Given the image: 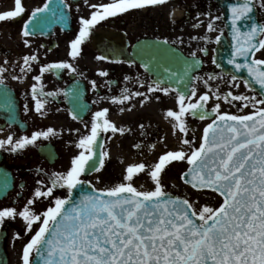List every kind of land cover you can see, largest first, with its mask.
Segmentation results:
<instances>
[{
  "label": "snow or ice",
  "instance_id": "1",
  "mask_svg": "<svg viewBox=\"0 0 264 264\" xmlns=\"http://www.w3.org/2000/svg\"><path fill=\"white\" fill-rule=\"evenodd\" d=\"M83 3L90 9V14H81L77 18L78 31L69 41L70 59L42 64L40 74L33 77L36 83L31 85V96L34 110L41 116L46 115L50 100L65 91H45L43 74L53 70L57 74L61 70L77 73L73 61L82 56L83 45L90 40L98 24L133 10L162 7L169 0H108L107 3L98 4L83 0ZM71 8L68 0H60L57 10L61 21H67L65 9ZM75 8L79 12L81 5L77 3ZM227 8L234 41L233 53L227 62L237 71L246 69L249 75L247 79L231 75L228 84L237 89L240 81L249 89L258 84L264 94V58L256 56L264 49V23H257L253 19L257 10H264V0H235ZM27 11L24 0H14L12 10L0 12V22L22 18ZM49 11H52L50 0L31 10L21 28L26 46L31 44L30 37L35 34L31 25L41 18V14ZM169 15L175 23V11L171 10ZM201 15L207 20L206 33L203 36H190L189 43L208 42L212 39L208 33L218 30L216 21L221 16L213 15L210 10L197 13L193 28L205 23L199 20ZM219 33L215 37L217 43L223 36V29H219ZM176 43L183 44V38H157L154 44L144 47L166 51L169 50L168 46ZM208 51L207 45L191 51L190 59L183 62L181 74L173 73L166 78L158 75L151 82L139 76H124L125 81L135 79L141 87H146V92L132 91L125 86L118 95L99 97L120 106L119 111L123 113L126 102L131 103L136 97H140L139 103L144 105L153 96L159 101L160 96L156 93L169 95L175 91L177 108L167 109L165 118L171 121L174 132L184 134L181 143L189 146L190 151L183 148L168 150L151 165L144 162L129 164L122 182L104 189H96L93 185V191L85 193L84 186L91 182L82 179L83 175L89 170L100 172L110 155L100 142L101 134L131 131L110 119V109L104 107L93 114L90 128L84 125L89 130L76 141L79 152L71 158L69 168L54 171L46 179H38V186L22 209L10 206L0 208V227L6 220L19 217L25 223V233H32L34 225L39 223L23 246L21 264H264V98L234 94L232 90L221 92L220 87L214 86L211 81L222 80L223 71L210 73L207 78L190 76L203 63L198 53L207 55ZM96 58L101 61L110 59L107 55ZM22 61L20 72L23 75L13 76V79H23L32 70L33 62L39 61V56L35 53L24 55ZM126 62L129 65L136 63L132 59ZM211 62L221 67L216 56H212ZM149 64L145 62L142 65L146 71H150ZM7 71L0 65V85H4V73ZM99 75L107 77L108 72L101 69ZM173 78L177 83L202 81L207 91L198 94L194 84L190 91L173 89L170 83ZM112 83L109 80L105 85ZM91 84L95 90L97 82L93 80ZM213 98L218 101L211 108L214 118L204 127L199 146L194 147V139L187 138L188 117L200 120L208 118V102ZM220 101H240L243 107L251 105L256 110L250 114H232L221 110ZM24 110L30 111L27 103ZM70 114L73 119L80 118L78 111L70 110ZM144 127V124L139 125L140 129ZM75 131L79 133L80 130ZM58 135L54 127L18 138L9 134L0 138V149L16 152L37 144L42 138L48 140ZM133 147L140 149L142 144L137 143ZM150 147L155 148L156 145ZM183 161L189 165L181 174L184 183L196 190L218 193L223 198L219 207L203 205L197 209L189 199L166 191L162 174L172 162ZM146 170L154 182L152 190L138 189L133 183L134 177ZM39 171L44 172L43 169ZM58 189H65L66 196H56ZM77 189L81 193L78 200L73 197ZM41 198L49 199L51 203L38 212L35 204ZM20 238V232H15L13 240ZM0 264L3 262L0 261Z\"/></svg>",
  "mask_w": 264,
  "mask_h": 264
},
{
  "label": "flooded vegetation",
  "instance_id": "2",
  "mask_svg": "<svg viewBox=\"0 0 264 264\" xmlns=\"http://www.w3.org/2000/svg\"><path fill=\"white\" fill-rule=\"evenodd\" d=\"M49 0H24L28 11L22 18L14 21L0 22V65L8 69L4 85H0V138L11 134L14 137L30 135L37 130H45L47 127H54L59 132L58 136L44 140L43 138L35 145L16 152H9L7 148L0 149V167L10 172L12 186L8 192L0 198V208L10 206L22 209L27 200L32 197L36 181L46 179L54 171H65L70 167L71 158L78 154L76 141L80 135L87 134L91 127L93 114L104 107L110 109L109 114L119 111L116 104L110 100H101L99 97L118 95L121 88L127 86L132 91L139 90L135 79L125 81L124 76L137 77L151 82L152 77L140 65L139 60L146 57L145 43L154 44L157 40L168 37L169 40H176L182 37L183 44H172V47L185 54L198 47L207 45V55L198 53L203 65H213L210 51L217 46L215 37L219 35V29H223L222 17L216 21L217 31L208 33L212 39L205 41H192V35L203 36L206 33V17L201 15L199 20L205 23L197 28L192 25L197 22V13L211 11L213 15L221 16L217 4L213 0H169V3L160 7H149L144 10H133L126 14L98 24L90 38L83 45L82 56L73 61L77 67V73L69 70H61L59 74L55 70L43 74L42 83L45 91H56L64 89L54 99H51L44 116L34 110V101L31 96V85L36 83L33 77L40 74V66L59 60H68L69 41L75 37L78 31L77 18L83 14L88 16L90 9L83 3V0H68L72 4L71 10L65 9L68 13L67 21L60 20V13L57 5L60 0H50L52 11L41 14L33 22L31 27L35 34L30 37L31 44L26 46L23 43L21 28L28 19L31 10L42 6ZM108 0H89L91 4L107 3ZM79 3L81 9L76 11L75 5ZM14 0H0V12L12 10ZM175 11V23L170 19V11ZM55 13V14H54ZM256 17L259 23H264V10H257ZM224 33V29H223ZM50 49V51H49ZM156 49V48H153ZM37 54L38 62H33L32 70L23 79H13V76H22L20 67L23 64L24 55ZM107 55L109 60L101 61L96 57ZM257 58H264V49L257 52ZM135 60L134 65L126 61ZM7 60V63L4 61ZM108 72L107 77L99 75V70ZM97 82L94 90L91 81ZM113 81L106 86V81ZM141 91V90H139ZM146 92V91H142ZM28 104L30 111L25 112L24 105ZM127 103L125 105H128ZM124 105V106H125ZM59 109V111H57ZM70 110L78 111L83 119H73ZM73 129V131H68ZM79 129V133L75 131ZM105 133L101 139L105 140ZM160 138V137H158ZM43 169L41 173L39 170ZM82 177V179H91ZM65 189H58L56 196H60ZM51 201L41 198L35 204L38 212L45 210ZM39 227L34 225L32 233H25L24 221L17 217L15 220H6L0 227V261L3 264H21L23 246ZM15 232H20L21 238L13 240Z\"/></svg>",
  "mask_w": 264,
  "mask_h": 264
},
{
  "label": "rangeland",
  "instance_id": "3",
  "mask_svg": "<svg viewBox=\"0 0 264 264\" xmlns=\"http://www.w3.org/2000/svg\"><path fill=\"white\" fill-rule=\"evenodd\" d=\"M210 73L220 72L214 67H204L200 77L207 78V75ZM230 78L223 75L222 80H213L211 83L214 86L218 85L221 92L232 90L234 94L254 95L242 81H240L238 89L233 88L228 84ZM194 85L197 88L198 94L207 91L202 81H195ZM138 88L141 91L146 89V87H141L139 84ZM156 95L160 96L159 101L153 96L150 101L141 105L138 101L141 98L136 97L131 101L132 103L129 106L125 107L126 110L123 113L109 114V118L117 123L118 126L129 128L131 131H126L123 134L105 133L104 149L110 155L106 160L105 167L92 177V182L96 188L104 189L122 182L125 169L129 164L144 162L147 165H151L165 151L178 150L180 148L190 151L189 146L181 143L184 134L178 131L174 132L171 121L166 119L165 112H162L163 108H165V111L169 108H177L176 94L172 92L169 95H164L163 93H156ZM216 102L218 101L213 98L208 102V107L212 108ZM220 103L222 111L232 114H250L256 110L251 105L243 107V102L240 101H233L231 103L220 101ZM132 105H135V107H132ZM129 108H131L130 111L127 110ZM157 123H161L162 125L159 127L163 126L164 129H158L155 126L158 125ZM208 123L209 120H195L190 116L188 117L189 132L187 138L194 139V147L199 146L203 129ZM140 124L145 125L144 129L139 128ZM159 131L162 133L159 134ZM137 143L142 144L140 149L133 147ZM152 144H155L156 147L151 148L150 145ZM187 165L186 161L172 162L167 167L166 171L162 174V182L165 185L166 191L189 199L194 202V207L197 209L203 205L213 208L218 207L222 199L217 193L208 190H194L180 180V174L185 170ZM133 183L134 186L141 190H152L154 188V182L151 180L147 170L134 177ZM66 194L65 192L64 195L66 196Z\"/></svg>",
  "mask_w": 264,
  "mask_h": 264
},
{
  "label": "water",
  "instance_id": "4",
  "mask_svg": "<svg viewBox=\"0 0 264 264\" xmlns=\"http://www.w3.org/2000/svg\"><path fill=\"white\" fill-rule=\"evenodd\" d=\"M229 3H232V2L229 0H222L221 1V5H222L224 12H225L224 13V16H225L224 19H225L227 27H229V24H230V16H229L228 8H227ZM230 56H231V49H229L228 47H225L219 51L218 63L221 65V67H220L221 70L225 73H232L234 75H237L238 77H243L246 79L249 78V75H248L246 69H241V70L237 71V70H235V68L232 65L228 64L227 61H228V58ZM185 59L186 58H184L182 55H180L177 51H174V50L166 51V52H159V54L157 55V57L155 59V65L154 66H153V64L149 65V67H150L149 72L153 73L156 78L158 75L161 76V78H166V77L172 75L173 73L181 74L183 72V62ZM157 68H158V70H161L160 73H158V72L156 73L155 69H157ZM169 69H170V71H167ZM192 73H190V76ZM170 83H171V87H174L175 89L189 91L190 83H188L187 81H182V82L177 83L176 79L173 78V80ZM186 84H187V87H185ZM254 88L264 98V94L261 93L260 86L258 84H254ZM212 117H213V114L211 113V111H209V117L208 118H212ZM197 119H199V118H197ZM11 182H12V179H11L9 173L4 171L2 168H0V197L6 193L7 189L10 188ZM84 191H85V193L91 192V191H93V188L90 184L85 185ZM80 195H81V193H80L79 189L74 190V193H73L74 199L78 200L80 198ZM34 259L38 260V258H35V257H34Z\"/></svg>",
  "mask_w": 264,
  "mask_h": 264
}]
</instances>
